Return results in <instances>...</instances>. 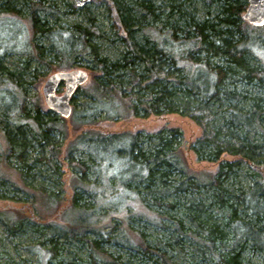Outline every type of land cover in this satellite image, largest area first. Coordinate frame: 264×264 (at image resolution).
<instances>
[{
	"label": "trees",
	"instance_id": "1",
	"mask_svg": "<svg viewBox=\"0 0 264 264\" xmlns=\"http://www.w3.org/2000/svg\"><path fill=\"white\" fill-rule=\"evenodd\" d=\"M96 1L100 5L105 4L113 19L112 28L125 43L127 50L119 62L108 64L105 59L93 61L104 76L113 75L114 71H128L133 86L128 87L126 92H120L112 81L108 80L109 84L107 78L105 80L110 85L109 88L97 84L95 89L98 97L93 102H88L80 114L77 111L74 113L79 127L75 130L70 125L69 128L66 127L72 133L66 152L50 137L56 130L65 133L66 118L59 117L56 113L49 116L52 112L50 110L49 118L44 122L46 127L41 130L39 103L36 100L37 114L32 119L40 129L32 136L35 138L38 134L41 137L40 146L48 147L51 151L49 163L55 158L62 164L66 160L68 166L63 167V170L66 169L67 174L72 172L76 181L83 183L90 168L86 162L72 157L74 150L82 148L102 161L101 173L108 175L104 176V186L99 191L102 197H110L104 205L124 203V206H135L134 200L131 202L126 198L132 187L129 180L137 177L138 182L145 186L143 191L152 199L151 206L169 208L179 214L168 216L177 223L173 231L186 234V219L197 228L192 234L198 236L196 238L202 245L203 256L209 255V260L213 258L216 264H243V255L247 247H250L249 249L262 254L264 264V149L252 139L257 132L264 131V98L248 97V94L236 89L235 83L237 77L246 80L248 84L253 79L264 81V70L251 64V54L256 55L253 47L260 45L259 40L247 31V26L251 24L242 23L248 2L222 0L216 23H210L209 18L204 21L196 19L183 6H176L171 0H166V6H156L154 0ZM13 10L10 0H0L1 14L8 12V15L14 16ZM32 14L30 20L34 32L38 29L44 31L42 27H38L36 13L33 11ZM174 15H178L180 19L175 20ZM148 21L165 23L169 27L166 32L158 29L149 49L135 39L136 33L142 31ZM77 28L81 33L78 37L65 36L62 31L55 34L57 37L59 35V40L58 46L54 47L60 49L69 61L87 50L94 51V45L87 36L95 30ZM46 31L52 33L50 28ZM261 40L264 43V39ZM139 66H142L141 70ZM135 86L138 88L136 92L133 91ZM107 92L110 94L109 101L102 98ZM127 92L131 95L128 96ZM7 93L12 96L13 105L14 95L9 91ZM247 100H254V103L250 109L245 110L240 103ZM4 107L13 109V106ZM19 110L26 120L30 118L23 104L19 106ZM125 111L128 112L126 116ZM101 113L105 114L104 123L108 121L120 127L114 129L112 126L108 129L102 122L98 123ZM169 114L188 119L198 128L200 143L193 149L198 160L207 166H202L203 175L197 177V181L193 180V173L191 174L188 164L181 157L180 149L176 148L179 145L178 137L183 134L179 127L170 128L166 133L143 137L146 141L155 139L154 146L145 149V140H139L142 134L130 123L134 117L146 119ZM118 118L124 119L119 121ZM218 118L223 122L220 123ZM18 134L10 135L7 132L5 138L10 153L23 160L22 165L26 166L23 155L30 144L21 128ZM18 147L21 150L16 152ZM188 152L191 154L192 149ZM242 163L251 166L253 185L249 190L240 189L235 195L224 186V182L232 169ZM57 165L55 170H61L62 167ZM211 165L217 167L215 172H211ZM175 172L184 175V180L173 181L171 177ZM111 178H115L116 186L109 182ZM202 185L211 191V201L214 200L219 208L226 211L220 223L212 218L207 211L208 206L202 201H194L189 205L180 202L181 193L185 194L191 188L203 187ZM117 187H122L124 192ZM174 194L178 200L165 204V200ZM31 195L36 201L43 196L48 204L59 202L54 194L33 191ZM78 196L76 193L73 198H67L70 201L63 200L66 203L57 214L61 215L64 210H79ZM233 201L246 211V216L240 215ZM27 212L33 215L32 208ZM50 219L37 222L41 225L39 231L43 235V241L31 251L39 254L38 264H64V243L69 240H77L88 249L84 258L68 252L74 264H125L103 246L107 234H102L98 229V217L94 212L78 217L73 227L54 224ZM17 225L14 224L13 227L16 228ZM89 234L101 235L97 239L89 238ZM202 234L204 237L199 239ZM143 247L145 253L155 254L164 264H171L168 251L160 252L148 244Z\"/></svg>",
	"mask_w": 264,
	"mask_h": 264
},
{
	"label": "rangeland",
	"instance_id": "2",
	"mask_svg": "<svg viewBox=\"0 0 264 264\" xmlns=\"http://www.w3.org/2000/svg\"><path fill=\"white\" fill-rule=\"evenodd\" d=\"M3 1L6 0H1V2ZM10 1L14 9L12 12L14 16L8 15V12L0 13V264H38L39 254L31 251L43 241V235L39 231L41 225L39 226L38 221L44 222L51 218L50 221L54 224L73 227L78 217L91 212H94V215L98 217V229L102 231V234H107V238L104 237L103 246L125 264H164L159 256L144 252L143 246L145 244L157 248L160 252L168 251L171 264H216V260L213 258L209 260V255H202V245L196 238L198 236L192 234L195 230L197 231V228L186 219L187 222L184 221L186 234L182 235L173 231L176 229L177 223L170 220L168 216H179V214L170 211L169 208L151 206L152 199L143 191L145 186L138 182L137 177L129 180V185L132 187L129 196L126 198L131 202L134 200L135 206H124V203L123 205H104L110 197H102L101 192H99L104 186V176H108L101 173V160L91 156L82 148L74 150L72 157L75 160L86 162L90 168L83 183L78 182L72 172L67 174L66 169L63 170V167L68 166L67 161L65 160V164H62L55 158L49 163L51 151L48 147L42 148L40 146L41 137L38 134L35 138L32 136L34 132H38L40 129L37 122L32 119L37 114L36 100L39 103L41 130L46 127L44 122L49 116L55 114L49 110L43 97V88L49 77L55 72L84 70L90 76V80L78 87L71 97L72 114L70 118L66 119L68 122L66 121L64 126L69 128L70 125L73 130L79 127L78 118L74 114L75 111L80 114L88 102H93L98 97V91L95 89L97 84L100 87L109 88L110 81H112L120 92H126L128 87L132 88L133 83H131L128 71H112L113 75L104 76V73L102 74L100 68L93 61L105 59L108 64L119 62L122 54L127 50L125 43L112 28L113 19L108 14L105 4L100 5L96 0H92L86 7L79 8L74 0ZM171 1L176 6H183V9L193 14L196 19L204 21L209 18L210 23H216L222 2V0ZM154 2L156 6H166L168 1L154 0ZM33 4H37V6L34 7ZM169 4L171 3L169 2ZM33 11L39 20L38 27H42L44 31L38 29L34 32L30 20ZM173 18L177 21L180 19L178 15H174ZM242 23L245 24L246 21L243 20ZM77 27L95 30L87 36L90 43L94 45V51L87 50L84 54H80L69 61L68 58L65 59L60 49L54 47V45L58 46L59 40V35L57 37L55 34L62 31L61 33L65 36L78 37L81 33ZM47 28H50L52 33L47 32ZM158 29L166 32L169 27L165 23L148 21L142 31L136 33L135 39L149 49L154 43ZM247 31L252 36H256L260 43V45L257 43L259 46L253 47L256 55L251 54V64L264 70V43L261 40L264 39V25L256 27L249 25ZM147 40L150 42L148 43ZM138 68L141 70L142 66ZM105 78L107 81L110 80L108 81L109 84ZM237 78L235 83L238 91L248 94L250 98H264V81L253 79L248 84L246 80ZM135 88L133 89L134 92L138 90L136 86ZM8 91L14 95L15 102L13 105H11L13 98L7 93ZM64 92L65 83L61 82L57 89V95L61 96ZM127 95L130 96L131 94L127 92ZM109 96L110 94L107 92L102 98L109 101ZM253 103L254 100H247L240 103V106L248 110ZM22 104L29 112L30 118L27 120L19 110V106ZM4 105L13 106V109L8 110ZM48 112H51L49 116ZM226 114L228 116V113ZM126 115L128 112L125 113ZM104 119L105 114L101 113L97 122H102L108 129L112 126L114 129L120 127V125H112L108 121L104 123ZM123 119L118 118L119 121ZM218 119L220 123L223 122L221 118ZM130 123L134 124L132 127L134 126V129L142 134L139 138L140 141L145 140L143 138L145 136L160 132L166 133L170 128L179 127L183 134L178 137L179 145L176 148L180 149L181 157L188 164L191 174L193 173V180L197 181V177L203 175L201 174L202 166L207 165H203L194 152L193 148L198 147L200 141L198 140V128L190 120L176 114H169L151 116L146 119L134 117L131 118ZM19 128L30 144V148L28 147L23 155L26 166L22 165L24 164L23 160H19L15 154L10 153L5 138L7 132H10V135L18 134ZM68 128L65 129V133L56 130L50 135L58 146L62 147L63 150L65 149V152L68 150L67 146L71 141L69 136L72 135L68 132ZM252 139L264 149V131L257 132L252 136ZM154 141L155 139L152 141L145 140L143 147L145 149L152 148ZM190 149H192L191 154L188 152ZM20 150L19 147L16 148V152ZM223 157L226 156L223 155ZM57 164L62 167L61 170H55ZM216 169L217 167L213 166L211 172H215ZM69 170L72 171L71 168ZM252 174L251 166L242 163L232 169L229 177L225 178L227 181L224 182V186L233 191L235 195L239 193L240 189L249 190L253 185ZM183 177L185 176L175 172L171 178L173 181H177L178 179L184 180ZM109 182L113 186L117 185L115 178H111ZM202 186L191 188L185 194L181 193L180 202L189 205L194 201H202L208 206L207 211L212 215V218L220 223L226 211L219 208L214 200L211 201V191L208 190L207 186ZM117 189L123 191L122 187H117ZM33 191L54 194L59 202L48 204L42 198L43 196H40V199L38 198L36 201L31 195ZM76 193L79 195L77 203L79 210L67 212L64 210L65 212L63 211L61 215L57 214L66 203L63 200L73 198ZM173 200H178L175 194L165 200V204L171 203ZM233 202L240 215L245 214L246 216V211L240 208V205L235 203L236 201ZM15 206L19 208L17 209ZM22 206L25 208L23 209ZM31 208L33 215L27 212ZM90 209L94 211H90ZM14 224H18L16 228L13 227ZM98 235L101 234H89V238L98 239L100 238ZM203 237L204 234L199 239ZM64 244V264H74L72 263L73 258L68 255V252L83 258L87 255V247L77 240H69ZM249 248L247 247V251L243 255V259H245L243 264H262V254Z\"/></svg>",
	"mask_w": 264,
	"mask_h": 264
},
{
	"label": "water",
	"instance_id": "3",
	"mask_svg": "<svg viewBox=\"0 0 264 264\" xmlns=\"http://www.w3.org/2000/svg\"><path fill=\"white\" fill-rule=\"evenodd\" d=\"M92 0H74L79 8L86 7ZM244 20L254 26L264 25V0H248V7L244 13ZM90 80L89 74L84 70H71L55 72L47 80L43 88L45 104L52 112L63 118H70L72 114L71 97L78 87ZM61 82L65 83L63 95H57Z\"/></svg>",
	"mask_w": 264,
	"mask_h": 264
}]
</instances>
